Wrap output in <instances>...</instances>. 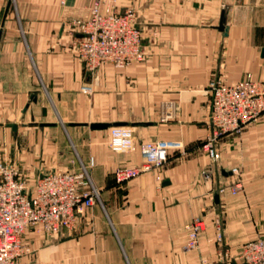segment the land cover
<instances>
[{
  "label": "crops",
  "instance_id": "obj_1",
  "mask_svg": "<svg viewBox=\"0 0 264 264\" xmlns=\"http://www.w3.org/2000/svg\"><path fill=\"white\" fill-rule=\"evenodd\" d=\"M95 1L0 0V160L32 185L46 172L85 167L100 190L73 228L27 230L25 263L204 264L221 251L238 262L244 243L264 238V114L222 136L218 161L201 144L211 78L264 83V0H116L136 13L144 58L90 76L68 21ZM94 122L130 128L134 147L116 150L109 127ZM150 140L173 144L167 162L117 184L116 168L138 166ZM196 216L206 229L188 250L185 225Z\"/></svg>",
  "mask_w": 264,
  "mask_h": 264
},
{
  "label": "built area",
  "instance_id": "obj_2",
  "mask_svg": "<svg viewBox=\"0 0 264 264\" xmlns=\"http://www.w3.org/2000/svg\"><path fill=\"white\" fill-rule=\"evenodd\" d=\"M68 25L75 37L74 47L92 75L103 64L124 66L144 58L142 30L132 8L121 12L108 0H96L88 15L70 19ZM82 90L91 92L92 86L84 84ZM207 90L211 95V114L201 147L211 160L218 161L222 136L241 132L264 114V83L251 75L234 84L213 77ZM111 135L116 150L128 151L134 147L135 136L130 128L114 126ZM172 147V143L163 140L142 142V162L134 167L116 168V183L122 185L160 168L167 162ZM232 172L237 173L238 169L235 167ZM210 174V171L205 173ZM232 187L235 192L239 184L234 183ZM226 189L222 186L219 192L224 193ZM99 199L100 190L91 182L85 167L79 172H46L32 185L14 163L0 160V264H26L24 257L31 252L23 242L27 230L39 227L52 235L63 228H73L78 214ZM185 228L188 231L185 248L197 249L200 234L206 229V219L196 216ZM223 238V230L218 225L217 241L222 242ZM204 264H264V238L244 243L238 262L227 251H221L218 260Z\"/></svg>",
  "mask_w": 264,
  "mask_h": 264
},
{
  "label": "rangeland",
  "instance_id": "obj_3",
  "mask_svg": "<svg viewBox=\"0 0 264 264\" xmlns=\"http://www.w3.org/2000/svg\"><path fill=\"white\" fill-rule=\"evenodd\" d=\"M108 1H110L111 2V4H113L115 7H116V9L118 10V8H117V5H116V0H108ZM127 10V9H126ZM126 10H124V11H121V12H125ZM75 52H76V54L78 55V53H77V51H76V48H75ZM79 56V55H78ZM79 58H80V56H79ZM81 59V58H80ZM82 60V59H81ZM83 61V60H82ZM83 63H84V61H83ZM105 65H108V66H114V67H119V68H124V67H126L127 65H124V66H116V65H113V64H103L102 66H105ZM84 66H85V63H84ZM102 66H100L99 68H101ZM98 68V69H99ZM97 69V70H98ZM85 70H86V72L90 75V76H94L95 74H96V72H97V70H96V72H95V74L94 75H92V74H90L88 71H87V69H86V66H85ZM91 86H92V84H90ZM92 89H93V86H92ZM114 126H121V125H111L110 127H109V129H108V132L110 133V131H111V128L112 127H114ZM107 144H109V138L107 139ZM232 193L233 194H235V193H237V191L238 190H236L235 192H233V188H232ZM226 192V191H225ZM220 221V220H219ZM217 226L218 225H220L221 226V228H222V230H224V227L222 226V222L220 221L219 223H217L216 224Z\"/></svg>",
  "mask_w": 264,
  "mask_h": 264
},
{
  "label": "water",
  "instance_id": "obj_4",
  "mask_svg": "<svg viewBox=\"0 0 264 264\" xmlns=\"http://www.w3.org/2000/svg\"><path fill=\"white\" fill-rule=\"evenodd\" d=\"M224 22L225 20L223 19L222 24H221V29H224ZM0 37H1V31H0ZM115 125H123V124H115ZM90 126L93 129H105V128L110 127L111 125L105 122H94V123H91Z\"/></svg>",
  "mask_w": 264,
  "mask_h": 264
}]
</instances>
